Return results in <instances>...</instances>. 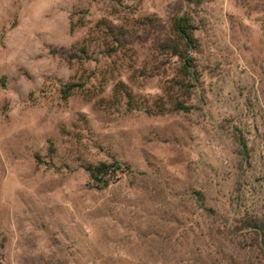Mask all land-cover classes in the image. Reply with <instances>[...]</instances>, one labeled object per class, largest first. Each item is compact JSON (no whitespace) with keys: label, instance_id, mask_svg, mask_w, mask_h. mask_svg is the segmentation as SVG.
<instances>
[{"label":"rangeland","instance_id":"374dc122","mask_svg":"<svg viewBox=\"0 0 264 264\" xmlns=\"http://www.w3.org/2000/svg\"><path fill=\"white\" fill-rule=\"evenodd\" d=\"M182 14L187 87L162 47ZM101 163L120 167L105 188L85 171ZM248 219L264 220V0H0V264H260Z\"/></svg>","mask_w":264,"mask_h":264},{"label":"trees","instance_id":"16d2710c","mask_svg":"<svg viewBox=\"0 0 264 264\" xmlns=\"http://www.w3.org/2000/svg\"><path fill=\"white\" fill-rule=\"evenodd\" d=\"M196 26H194L193 20L190 15L182 14L173 19L170 28V37L163 43V48L172 57L177 59L179 63L178 77L183 82L179 85L187 87L198 81L197 66L194 55L199 51V42L195 37ZM70 88V87H69ZM121 93L126 102L127 107L133 106L132 93L128 92L123 86L119 87ZM181 89V88H180ZM70 90L64 93H70ZM187 91V90H185ZM186 97V92L183 94ZM153 108L162 113L166 111L161 102L155 101ZM187 107L183 103L175 102L173 105V111L186 110ZM147 113L153 115L151 110H147ZM238 143L242 149V156L244 160L248 158L247 144L242 140L241 136L237 137ZM127 171L128 169L125 168ZM85 171L88 173L90 180L99 185V187L105 188L110 182V178L114 177L117 172L120 171L119 165L112 164H98L95 166H87ZM244 228L247 235L250 237V246L255 249V253L259 256L260 264H264V220L248 219L244 222Z\"/></svg>","mask_w":264,"mask_h":264}]
</instances>
